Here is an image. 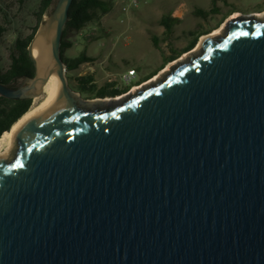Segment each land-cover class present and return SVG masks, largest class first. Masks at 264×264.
I'll return each mask as SVG.
<instances>
[{
	"label": "water",
	"instance_id": "water-1",
	"mask_svg": "<svg viewBox=\"0 0 264 264\" xmlns=\"http://www.w3.org/2000/svg\"><path fill=\"white\" fill-rule=\"evenodd\" d=\"M72 2L31 41L35 76L0 82L16 100L62 86L0 159V264H264V19L234 15L159 82L85 101L61 51Z\"/></svg>",
	"mask_w": 264,
	"mask_h": 264
},
{
	"label": "rangeland",
	"instance_id": "rangeland-1",
	"mask_svg": "<svg viewBox=\"0 0 264 264\" xmlns=\"http://www.w3.org/2000/svg\"><path fill=\"white\" fill-rule=\"evenodd\" d=\"M57 1L53 0L43 19L49 17ZM106 1L111 4V10L107 14L99 20L89 23L79 32H69L68 37L72 46L66 49L65 57H76L80 53L86 52L88 56L93 57V60L82 64L76 70H67L66 74L70 86L75 90L82 89L78 81L81 76L92 75L93 84L97 85V89L110 84V79H113L121 87V90H126V92L112 98H124L125 95L130 94L133 90L129 88L130 85L140 82L145 75L157 72L152 79L141 83L142 85L151 82L157 76L163 79L171 72V69L167 70V66L178 64V61H187L188 53L196 50L203 36L212 35L221 26H224V29L218 36L224 35L226 21L234 13L260 16L264 12V0H228V2L222 0L219 2L220 13L210 15L206 19L197 16L195 9L201 7L210 9L213 0ZM39 2L40 0H28L22 8L16 11V6L11 2L0 0V22H3L7 17L12 21V28L6 33L0 45V64L2 66H7L9 63V47L15 37V32L30 23L32 11ZM179 8L181 11L177 12L175 17L174 12ZM233 11L235 12L232 13ZM164 15L181 19L168 35L165 34V27L161 24ZM261 18L264 19V17ZM198 29H204L207 34L199 38L197 45L192 50L185 53L180 52L193 38L189 34L190 31ZM154 35L159 38V48L152 41ZM174 50L180 53V56L164 66L165 57L172 55ZM196 51L199 52L201 49ZM132 68L137 70V74L127 85L122 76ZM23 81H20L19 85ZM94 94L82 89L84 98L93 97ZM110 97L107 96V98ZM15 153L9 159H12Z\"/></svg>",
	"mask_w": 264,
	"mask_h": 264
},
{
	"label": "trees",
	"instance_id": "trees-1",
	"mask_svg": "<svg viewBox=\"0 0 264 264\" xmlns=\"http://www.w3.org/2000/svg\"><path fill=\"white\" fill-rule=\"evenodd\" d=\"M16 6L18 11L22 8L28 0H7ZM222 0H213L210 9L196 8L195 14L204 19L210 15L219 14L221 9L219 2ZM227 2V0H224ZM53 0H40L39 4L32 11V19L30 23L26 24L25 28H19L15 32V37L9 47V63L7 66L0 64V82L17 87L19 82L25 78L34 77L36 74L35 61L30 55L29 45L34 39L39 26L43 20L44 15L51 6ZM3 11L4 9L1 8ZM111 10V4L106 0H73L69 10V19L64 27L62 37V57L67 66V70H76L82 64L93 60L86 52L80 53L76 57H65L66 49L72 46L68 34L69 32H79L83 30L89 23L99 20L103 15ZM233 11L232 13H234ZM230 13V14H232ZM181 19L172 17L171 15H164L161 20L162 26L165 27V34L168 35L173 31L176 23ZM12 21L7 17L3 22H0V45L4 40L6 33L12 28ZM193 38L189 44L182 49V53L192 50L198 43L199 38L207 32L204 29L190 31L189 33ZM154 45L159 48V38L152 36ZM180 56V53L175 52L168 57H165L164 66L175 60ZM154 74V73H153ZM93 76L85 75L78 78L79 84L82 89L88 90L96 94L97 97L118 96L126 90L112 88L111 84H106L99 89L97 85L93 84ZM33 99H10L0 95V138L2 135L10 131L13 125L31 108Z\"/></svg>",
	"mask_w": 264,
	"mask_h": 264
},
{
	"label": "bare ground",
	"instance_id": "bare-ground-1",
	"mask_svg": "<svg viewBox=\"0 0 264 264\" xmlns=\"http://www.w3.org/2000/svg\"><path fill=\"white\" fill-rule=\"evenodd\" d=\"M234 15H240L239 13H234ZM233 15V16H234ZM258 17H264V12L260 14ZM224 26L217 28L212 35L210 36H218L223 32ZM226 30V29H225ZM208 36H203L196 47V50L201 49L202 42ZM194 50L195 52H197ZM31 51L37 63L40 67L47 66L50 60V52H51V41L49 36L46 33H42L37 36L32 44ZM184 59V58H182ZM173 64L167 66V70L171 69ZM161 77L157 76L151 82L144 84L139 87L133 88L131 93H136L140 89H145L146 87H150L151 85L159 82ZM62 86L58 75H52L48 82L44 87V92L41 96L35 97L33 100L31 108L13 125L10 131L5 132L0 138V159H9L16 152L18 148L17 142V134L20 131V127H22L25 123H27L30 119L35 116L49 110L52 108L61 97ZM130 95V94H128ZM128 95L123 98H116L120 100H124L128 97ZM99 100H93L92 102H96ZM106 102H110L109 98L105 100Z\"/></svg>",
	"mask_w": 264,
	"mask_h": 264
},
{
	"label": "built area",
	"instance_id": "built-area-1",
	"mask_svg": "<svg viewBox=\"0 0 264 264\" xmlns=\"http://www.w3.org/2000/svg\"><path fill=\"white\" fill-rule=\"evenodd\" d=\"M180 8H181V7H180ZM180 8L177 9V10L174 12V16H175V17L177 16L176 13L181 11ZM136 74H137V70H136V69H134V68L129 69L128 72L125 73V74L122 76V79H124V80L126 81L127 85H129V83L135 78ZM110 82H111L110 84H112L113 88L121 89V87H120L117 83H115V81H113V79H110ZM139 83H140V82L135 83V84H132V85H130L129 88L133 89V88H135V87H139V86H141L142 84H139Z\"/></svg>",
	"mask_w": 264,
	"mask_h": 264
},
{
	"label": "flooded vegetation",
	"instance_id": "flooded-vegetation-1",
	"mask_svg": "<svg viewBox=\"0 0 264 264\" xmlns=\"http://www.w3.org/2000/svg\"><path fill=\"white\" fill-rule=\"evenodd\" d=\"M156 74H157V72H154V74L151 73V74H149V75H145V76H143V78H142V80L140 81L139 84H141V83H143V82H146V81L152 79ZM153 80H154V79H153ZM145 84H146V83H145ZM76 91H79V92H80L82 99L85 100V101H86V100L96 99V97H97L96 94H94L93 97H90V98H84L83 95H82V89L79 88V89L76 90ZM125 92H126V91H125ZM97 98H100V97H97Z\"/></svg>",
	"mask_w": 264,
	"mask_h": 264
},
{
	"label": "crops",
	"instance_id": "crops-1",
	"mask_svg": "<svg viewBox=\"0 0 264 264\" xmlns=\"http://www.w3.org/2000/svg\"><path fill=\"white\" fill-rule=\"evenodd\" d=\"M227 2H228V0H227ZM202 8V7H201ZM205 9V8H204Z\"/></svg>",
	"mask_w": 264,
	"mask_h": 264
}]
</instances>
